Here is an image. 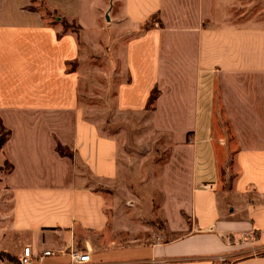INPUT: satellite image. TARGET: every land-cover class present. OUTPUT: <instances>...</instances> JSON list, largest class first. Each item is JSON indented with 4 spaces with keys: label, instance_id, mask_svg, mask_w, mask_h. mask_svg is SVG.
<instances>
[{
    "label": "crops",
    "instance_id": "1",
    "mask_svg": "<svg viewBox=\"0 0 264 264\" xmlns=\"http://www.w3.org/2000/svg\"><path fill=\"white\" fill-rule=\"evenodd\" d=\"M46 1L78 35L58 37L30 0H0V159L11 166L0 254L17 264L25 247L33 264H73L71 252L87 253L85 264H264V9L241 19L244 0ZM98 55L109 108L79 100ZM152 146L168 150L162 231L143 227L132 191L135 153Z\"/></svg>",
    "mask_w": 264,
    "mask_h": 264
},
{
    "label": "rangeland",
    "instance_id": "2",
    "mask_svg": "<svg viewBox=\"0 0 264 264\" xmlns=\"http://www.w3.org/2000/svg\"><path fill=\"white\" fill-rule=\"evenodd\" d=\"M33 7L39 9L42 14L45 15V23L50 24L55 15L53 11L49 10L43 4V0H34L31 3ZM242 5H248V10L244 9L238 13V17L241 19L246 18H259L258 15L261 13V10L264 9V0H244ZM244 7V6H243ZM155 19L151 20L148 25H154ZM101 55L92 56L88 61L86 68L92 71V81L91 89L87 87L84 88L81 86L80 94V103L83 106L88 107H97V108H109L111 105V100L113 96V91H111V84H107L106 79L99 74L98 71H108L107 63L100 58ZM108 60V59H107ZM75 65L69 66V70L74 69ZM107 85V86H106ZM6 134V131L0 126V139L3 138ZM162 141V140H160ZM166 142V141H165ZM167 148L166 147H155L142 148L135 154L139 159L142 160V170L140 178L136 179V182L133 183L132 191L135 196L138 197L140 203L138 208L140 209V220L143 227L149 228L155 231H162L164 225L162 221L155 217V214L158 213L160 203H161V194L159 193V180L160 172L166 162L167 157ZM8 165L0 159V189H1V178L2 174L8 171ZM132 172V171H131ZM133 173L131 174L132 180ZM152 181L155 185L154 193L151 194L147 190H139L138 185ZM147 239L143 237L144 243ZM12 264H17V260L13 259Z\"/></svg>",
    "mask_w": 264,
    "mask_h": 264
},
{
    "label": "trees",
    "instance_id": "3",
    "mask_svg": "<svg viewBox=\"0 0 264 264\" xmlns=\"http://www.w3.org/2000/svg\"><path fill=\"white\" fill-rule=\"evenodd\" d=\"M34 0H30V5L27 7V10L31 11V12H36V13H40L43 21L45 22V15L41 13V11L35 7L32 6L31 3H33ZM43 4L44 6H46L49 10L53 11V15L54 18L52 20V22L50 24H46L47 26L50 27H55V26H59V28L61 29L60 32L58 33V37H61L62 35L66 34V33H72L75 35L79 34L80 31V27L76 25V23L74 21H69L67 20L64 16H62L56 9H53L51 7H49L48 3L46 0H43ZM153 25H148L145 24V26L141 29L142 31L149 29L150 27H152ZM158 92L153 91L148 99V106L151 107L156 98H157ZM0 126H1V122H0ZM9 136V132L6 131V134L3 138L0 139V149L3 146L4 142L7 140ZM57 152L62 155V156H68L71 157V154L63 147L61 146H57ZM8 165V164H7ZM8 171L11 169V166L8 165ZM2 257L6 258L9 262L13 263V259L8 257L7 255L4 254H0Z\"/></svg>",
    "mask_w": 264,
    "mask_h": 264
},
{
    "label": "built area",
    "instance_id": "4",
    "mask_svg": "<svg viewBox=\"0 0 264 264\" xmlns=\"http://www.w3.org/2000/svg\"><path fill=\"white\" fill-rule=\"evenodd\" d=\"M51 255L50 252H44L43 256ZM70 257L73 261V264H85L89 262V255L85 254H78L76 252H71ZM33 254L30 247H25L22 251V255L18 258L19 264H33L32 262ZM41 259V258H40ZM221 264H226L224 259H220ZM0 264H2V258L0 257Z\"/></svg>",
    "mask_w": 264,
    "mask_h": 264
}]
</instances>
